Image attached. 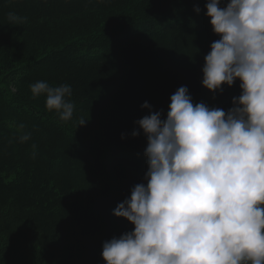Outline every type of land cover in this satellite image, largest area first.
<instances>
[{"label": "trees", "instance_id": "obj_1", "mask_svg": "<svg viewBox=\"0 0 264 264\" xmlns=\"http://www.w3.org/2000/svg\"><path fill=\"white\" fill-rule=\"evenodd\" d=\"M206 3L0 0V87H17L16 96L0 93V264H106L103 242L134 229L113 210L146 183L147 139L142 129L131 135L150 114L141 105L166 118L171 95L187 86L194 103L233 106L239 80L222 93L202 84L204 56L220 38ZM37 81L71 85L72 128L43 117L45 96L30 88ZM97 109L129 120L86 136L77 121ZM25 133L31 139L20 143Z\"/></svg>", "mask_w": 264, "mask_h": 264}, {"label": "clouds", "instance_id": "obj_2", "mask_svg": "<svg viewBox=\"0 0 264 264\" xmlns=\"http://www.w3.org/2000/svg\"><path fill=\"white\" fill-rule=\"evenodd\" d=\"M205 7L220 38L204 56L202 84L222 93L239 80L241 93L227 111L194 103L187 86L171 95L166 118L141 105L150 114L131 135L142 129L147 139L146 183L113 210L134 229L103 242L106 264H264V0ZM7 19L20 22L13 13ZM30 88L61 121L72 119L71 85ZM30 139L25 133L19 142Z\"/></svg>", "mask_w": 264, "mask_h": 264}, {"label": "rangeland", "instance_id": "obj_3", "mask_svg": "<svg viewBox=\"0 0 264 264\" xmlns=\"http://www.w3.org/2000/svg\"><path fill=\"white\" fill-rule=\"evenodd\" d=\"M129 9V8H128ZM131 10H133V8H131ZM129 12V11H128ZM103 30L101 29V31H99V29H95L92 31L93 35H96L97 33L102 32ZM90 37L89 35L84 36V38ZM13 87V88H12ZM17 87L11 86L10 88L7 87H0V93H3L7 96L8 93H12L14 96H16L17 94ZM38 102L43 103V105H45V99H41L39 97ZM39 105L43 106L42 104L38 103ZM39 108V107H38ZM44 108V106H43ZM42 107H40V110H43V117L46 116V118L48 117L49 119H56V121H61L59 120V116L55 111H49L46 106L43 109ZM126 113L123 112H115L113 110H108V111H103L101 109H97V110H93L91 113H89L85 119L86 120V124L85 126L88 127V129L86 128V132H84L86 134V136H97V138L102 137L105 133H106V127H110L113 129H119L118 126H120V124H122L124 121H128L129 119L127 118L128 116H125ZM71 121H75V120H69V121H61L63 124H66V128H68L69 126L72 128V123ZM76 122V121H75ZM79 122V121H77ZM74 123V122H73ZM101 126L98 127L97 130L95 129H89L90 126ZM75 127V126H74ZM69 129V128H68ZM83 128H81L82 130ZM99 134V135H98ZM20 250V249H19ZM19 251L15 250L14 253H18ZM35 263V260H33V263Z\"/></svg>", "mask_w": 264, "mask_h": 264}]
</instances>
